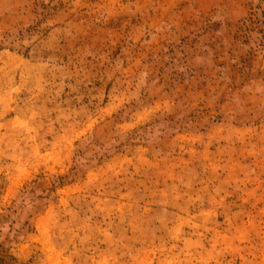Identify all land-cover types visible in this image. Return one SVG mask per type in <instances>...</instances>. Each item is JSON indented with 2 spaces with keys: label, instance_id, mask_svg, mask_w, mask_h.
<instances>
[{
  "label": "rangeland",
  "instance_id": "374dc122",
  "mask_svg": "<svg viewBox=\"0 0 264 264\" xmlns=\"http://www.w3.org/2000/svg\"><path fill=\"white\" fill-rule=\"evenodd\" d=\"M0 264H264V0H0Z\"/></svg>",
  "mask_w": 264,
  "mask_h": 264
}]
</instances>
